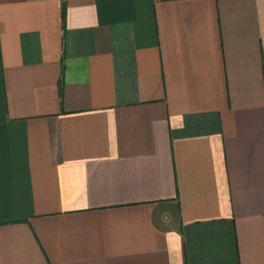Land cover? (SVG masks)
Masks as SVG:
<instances>
[{
    "label": "crops",
    "instance_id": "crops-1",
    "mask_svg": "<svg viewBox=\"0 0 264 264\" xmlns=\"http://www.w3.org/2000/svg\"><path fill=\"white\" fill-rule=\"evenodd\" d=\"M0 264H264V0H0Z\"/></svg>",
    "mask_w": 264,
    "mask_h": 264
}]
</instances>
